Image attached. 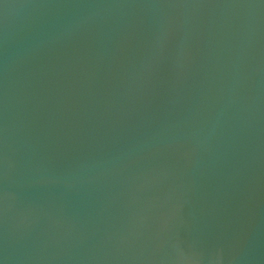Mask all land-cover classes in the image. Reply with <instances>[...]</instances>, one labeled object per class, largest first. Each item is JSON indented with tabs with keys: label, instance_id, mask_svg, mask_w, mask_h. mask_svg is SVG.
Wrapping results in <instances>:
<instances>
[{
	"label": "water",
	"instance_id": "95a60500",
	"mask_svg": "<svg viewBox=\"0 0 264 264\" xmlns=\"http://www.w3.org/2000/svg\"><path fill=\"white\" fill-rule=\"evenodd\" d=\"M0 264H264V0H0Z\"/></svg>",
	"mask_w": 264,
	"mask_h": 264
}]
</instances>
